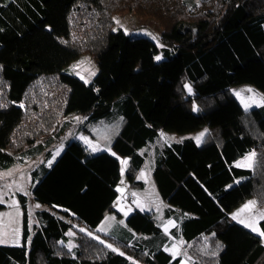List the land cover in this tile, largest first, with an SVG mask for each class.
I'll list each match as a JSON object with an SVG mask.
<instances>
[{
  "label": "trees",
  "instance_id": "1",
  "mask_svg": "<svg viewBox=\"0 0 264 264\" xmlns=\"http://www.w3.org/2000/svg\"><path fill=\"white\" fill-rule=\"evenodd\" d=\"M129 11L159 23L163 49L114 30L115 16ZM84 54L98 65L89 83L63 70ZM241 85L264 93V0H0V169L25 153L50 157L65 118L119 119L109 146L117 157L70 140L34 171L33 198L45 208L32 226L21 197V244L0 245V264H180L165 250L179 239L191 264H264V235L229 216L246 199L264 207V105L234 117L226 108ZM203 128L201 142L153 148L156 189L167 214L180 211L169 235L140 210L126 218L127 239L90 235L116 211L122 160L138 186L141 151L160 130ZM253 150L251 169L235 166Z\"/></svg>",
  "mask_w": 264,
  "mask_h": 264
},
{
  "label": "rangeland",
  "instance_id": "2",
  "mask_svg": "<svg viewBox=\"0 0 264 264\" xmlns=\"http://www.w3.org/2000/svg\"><path fill=\"white\" fill-rule=\"evenodd\" d=\"M115 31L121 29L133 37H147L151 39L159 50L163 49L160 37L162 29L159 23L152 18H145L135 14L132 11L118 14L115 16ZM157 56L162 60V55ZM64 72L77 76L82 81L89 83L98 72V65L94 58L88 54L79 56L74 61L64 66ZM250 90V91H249ZM234 100L227 105L229 117H234L242 112L260 107L264 105V93L258 91L252 86L241 85L233 88ZM240 93V95H236ZM64 122H69V126L62 134L61 141L55 142L51 148V156L46 157L45 154L38 156H29L28 153L17 156L14 162L0 169V203L5 206L0 211V245H20L23 227V209L21 197L26 198V207L29 215L30 224L35 223L34 215L37 211L43 210L45 205L40 204L33 198V188L38 182V173L34 171L41 164L45 163L50 167L61 153L65 150L67 142L70 140L80 141L89 153L95 154L100 151L110 152V142L118 131L119 119L102 118L98 120H87L83 116H72L65 118ZM207 133V128L187 134H177L160 130L154 141L141 153L144 154L145 163L137 174L138 186H132L124 175V168L127 160H122L121 178L116 186L118 198L115 202L116 211L121 217L113 215L114 219L107 215L103 227L108 229L111 237L118 239H127V234L122 229L126 227V218L135 210L152 213L157 224L164 234L169 235L170 230L177 225V213L170 212L167 214L168 206L162 201L156 189L152 178L153 167V148L159 141L167 143L178 142L184 138L192 137L197 142H201ZM254 153V155H253ZM252 156L249 160L248 157ZM256 152L247 153L243 158L239 159L235 166L245 169H251L255 163ZM126 161V163H125ZM247 178H240L235 181V185L245 182ZM252 205L251 207H248ZM230 220L240 224L251 232L262 236L259 222L264 218V207H259L253 199H246L239 207L230 213ZM116 221V222H115ZM112 222V223H109ZM255 229V231L253 230ZM83 232H87L81 229ZM71 233V234H70ZM88 233V232H87ZM68 238L64 242L72 248L75 246V232L70 230ZM99 241L102 240L103 234H90ZM107 242V241H106ZM107 245H110L107 242ZM167 252L174 257H180V264H191L194 258L186 250L183 239L173 240L171 245L166 249Z\"/></svg>",
  "mask_w": 264,
  "mask_h": 264
},
{
  "label": "crops",
  "instance_id": "3",
  "mask_svg": "<svg viewBox=\"0 0 264 264\" xmlns=\"http://www.w3.org/2000/svg\"><path fill=\"white\" fill-rule=\"evenodd\" d=\"M100 152H102V151H100ZM106 152H108L109 154H111V155H113L114 157H117L111 150H110V152L109 151H106ZM97 153H99V152H97ZM116 209V208H115ZM117 213V214H116ZM114 214H116V217L118 216V217H121V215L117 212V211H115V213H110L109 214V216L112 218V220H110V221H113V219H114V217H113V215ZM120 215V216H119ZM107 215L105 216V218L103 219V221L97 226V228L95 229V231L96 232H98V234H103V235H107L108 234V229L106 228V227H103V225H104V223H105V221H107ZM116 222V221H115ZM109 223H112V222H109ZM171 245V244H170ZM169 245V246H170ZM167 248H165V250H166Z\"/></svg>",
  "mask_w": 264,
  "mask_h": 264
},
{
  "label": "snow or ice",
  "instance_id": "4",
  "mask_svg": "<svg viewBox=\"0 0 264 264\" xmlns=\"http://www.w3.org/2000/svg\"><path fill=\"white\" fill-rule=\"evenodd\" d=\"M156 59H157V60H159V59H160V57H159V56H157V57H156ZM189 91H191V89H190V88H189ZM249 91H250V90H249ZM236 95H238V96H239V95H240V93H236ZM253 155H254V153H253ZM248 159H249V160H251V159H252V156L248 157ZM125 163H126V161H125ZM237 166H243V165H237ZM251 206H252V205H249L248 207H251ZM253 230L255 231V229H253ZM70 234H71V233H70ZM260 234H261V235H264V232H261ZM109 247H110V246H109Z\"/></svg>",
  "mask_w": 264,
  "mask_h": 264
}]
</instances>
